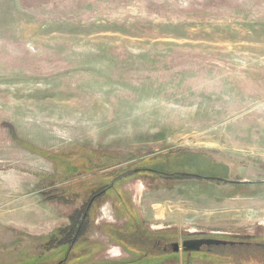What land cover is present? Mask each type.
<instances>
[{"label": "rangeland", "instance_id": "rangeland-1", "mask_svg": "<svg viewBox=\"0 0 264 264\" xmlns=\"http://www.w3.org/2000/svg\"><path fill=\"white\" fill-rule=\"evenodd\" d=\"M186 151L236 158L229 174L251 183L123 178L200 171ZM89 200L90 255L46 252ZM133 217L264 240V0H0V264H264V251L136 260L98 231Z\"/></svg>", "mask_w": 264, "mask_h": 264}, {"label": "flooded vegetation", "instance_id": "flooded-vegetation-1", "mask_svg": "<svg viewBox=\"0 0 264 264\" xmlns=\"http://www.w3.org/2000/svg\"><path fill=\"white\" fill-rule=\"evenodd\" d=\"M187 153L190 155H199L202 158L204 167H202L200 171H195L193 168L181 169L180 167L173 170L163 166L154 167L151 166L152 164H149L133 169V172L128 173L123 178L124 180H128L132 176L142 175L150 178L159 176L160 179L171 182L192 181V178H198L236 185L251 183L248 178H240L239 176L234 177L229 174V162L231 160L236 161V158L213 157L195 151H186L178 155ZM130 174L132 176H130ZM156 179L157 178H153L152 180L154 181ZM117 180L122 181L120 178H117L115 182H119ZM115 182L110 186L97 190L95 194L96 198L93 200L95 206L98 204L96 200L103 195H107L111 191H118V189L114 188ZM96 221L98 222L99 220H97V218L95 219L92 224L94 227ZM131 227H133V229H131ZM98 231L101 234L104 233V235L108 233L110 235V240L114 239V243L118 244L122 250L126 248L130 251L128 256H138L139 258L142 256H257V249H264V240L259 241L255 236H250V238L246 239L239 237L234 238L226 237L224 233L213 231L211 232L212 235H208V233H196L187 237H181L172 231L153 233L146 224L140 222H134L128 226L124 223L122 226L114 224L103 225L101 230L98 229ZM80 243L81 241L78 245H80ZM92 245L97 249L96 253L92 251V254L96 256L103 245L98 241L92 242L91 248H93ZM128 246H131V248ZM139 258L136 257L135 259L137 260Z\"/></svg>", "mask_w": 264, "mask_h": 264}, {"label": "trees", "instance_id": "trees-1", "mask_svg": "<svg viewBox=\"0 0 264 264\" xmlns=\"http://www.w3.org/2000/svg\"><path fill=\"white\" fill-rule=\"evenodd\" d=\"M90 200L86 203L80 211L71 216V224L67 227L60 228L51 234L43 237V248L46 252L62 253L65 256H89L90 248L88 244L78 243L83 239V234L91 227L93 220V207L90 205ZM137 221V218H132ZM87 243V242H86ZM264 251V249H257V252ZM50 254L48 256H50ZM43 256V254L41 255ZM68 258V257H67ZM140 257L139 259H142ZM67 260H63L59 264H66Z\"/></svg>", "mask_w": 264, "mask_h": 264}, {"label": "crops", "instance_id": "crops-1", "mask_svg": "<svg viewBox=\"0 0 264 264\" xmlns=\"http://www.w3.org/2000/svg\"><path fill=\"white\" fill-rule=\"evenodd\" d=\"M125 208H127V207H125ZM147 227H149V226H147ZM150 229V228H149Z\"/></svg>", "mask_w": 264, "mask_h": 264}, {"label": "bare ground", "instance_id": "bare-ground-1", "mask_svg": "<svg viewBox=\"0 0 264 264\" xmlns=\"http://www.w3.org/2000/svg\"><path fill=\"white\" fill-rule=\"evenodd\" d=\"M177 203V202H176ZM175 205V204H174ZM177 205V204H176ZM179 206V205H178Z\"/></svg>", "mask_w": 264, "mask_h": 264}]
</instances>
